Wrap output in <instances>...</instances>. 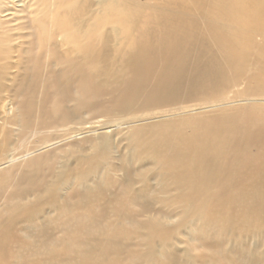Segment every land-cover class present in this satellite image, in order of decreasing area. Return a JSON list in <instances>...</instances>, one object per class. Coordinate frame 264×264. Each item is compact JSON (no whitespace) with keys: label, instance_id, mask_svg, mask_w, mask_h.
Masks as SVG:
<instances>
[{"label":"bare ground","instance_id":"obj_1","mask_svg":"<svg viewBox=\"0 0 264 264\" xmlns=\"http://www.w3.org/2000/svg\"><path fill=\"white\" fill-rule=\"evenodd\" d=\"M22 47L29 72L6 73ZM38 78L58 91L46 97L52 105L15 114L6 94L23 95ZM256 102H264V0H0V167L28 157L18 156L31 152L33 136L42 150L64 137L43 129L75 124L62 132L82 137L60 157L24 163L49 161L47 185L23 176L27 184L14 179V190L0 193V264L174 263L166 220L151 213L163 184V203L182 208V218L212 200L213 215L229 225L251 202L264 224ZM90 117L99 121L85 127ZM121 134L137 169L117 154ZM130 216L143 222L124 223ZM135 237L141 247L131 248Z\"/></svg>","mask_w":264,"mask_h":264},{"label":"rangeland","instance_id":"obj_2","mask_svg":"<svg viewBox=\"0 0 264 264\" xmlns=\"http://www.w3.org/2000/svg\"><path fill=\"white\" fill-rule=\"evenodd\" d=\"M23 47L20 49L19 53L11 54V61L8 63V67L6 69V73H14L16 70L20 72L25 70V55L22 56ZM29 64V62H28ZM30 65V64H29ZM29 72V70H25ZM44 78L49 77L47 75ZM51 79L49 77L48 81ZM41 78H38V85L36 88H30L24 91L23 95L17 93H9L6 94L10 99L13 101L14 106V113L17 114L18 108L30 109L32 114H38L41 109L49 108L52 103L46 101V97L49 94L54 92H58L55 88H51L48 86V81L46 86H40ZM19 82V81H18ZM38 88V89H37ZM74 97H76L74 95ZM23 103H29L30 105H24ZM258 103V104H257ZM22 104V105H21ZM256 108L264 109V102H256ZM73 105L72 103L70 104ZM69 105V106H70ZM74 106V105H73ZM248 107V105H247ZM205 112V110H204ZM232 113V112H231ZM207 113L200 115L205 116ZM215 114V113H213ZM212 114V115H213ZM190 116V115H189ZM99 121L98 119H94V117L86 118L85 119V127H89L92 123ZM71 125L76 126L75 124H67L64 127L60 128H53V129H43L41 133H52L56 132L58 137L64 136L59 138L53 145L47 149L36 148L38 137L41 135L38 134L33 136L28 140V148L31 152L24 153L19 155L18 157H22L23 155L26 156L29 154L28 157L25 159H21L17 163L12 165H6L0 167V175L9 173V175L4 178L0 179V193H3L6 190V193H9L14 190V184L16 180H18L22 185L27 184L22 177L28 176V180L32 177V183L36 182L38 185H47L50 182L49 172L50 170L47 169L49 165V161H45L44 164L39 166H35L30 164V167H25L24 163L27 160H30L39 156H45L46 154H50L52 157L56 153V157L62 156L61 154L67 149L66 144L71 142H76L81 136L74 135V134H64L63 132L69 130ZM73 126V127H74ZM143 126H139L141 128ZM79 128V127H78ZM60 130V131H59ZM90 130V129H89ZM87 129V131H89ZM131 130V129H130ZM46 131V132H45ZM48 131V132H47ZM63 131V132H62ZM91 131V130H90ZM89 131V132H90ZM60 135H58V134ZM61 133V134H60ZM121 134L114 140V144L118 141L122 148L118 149L117 154H123L125 156V163L134 168V164L136 161L132 157V148H128V144L130 143L131 139L126 141ZM78 138H77V137ZM72 138V139H70ZM70 141H69V140ZM74 139V140H73ZM65 140V141H64ZM60 141V142H59ZM62 141V142H61ZM121 141V142H120ZM61 147V148H60ZM36 148V149H35ZM39 151H38V150ZM126 149H128V154H125ZM1 158V157H0ZM51 158V157H50ZM49 160V159H48ZM20 162V163H19ZM47 162V163H46ZM46 163V164H45ZM47 165V168H46ZM24 169V170H23ZM58 171L57 169H55ZM225 169H221L219 172V179L222 175L225 174ZM55 171V172H56ZM16 179V180H14ZM11 180V181H10ZM14 180V181H12ZM137 182H140V179L137 178ZM162 182V180H161ZM252 182L250 180L240 182V188L244 189L248 187ZM76 185V184H75ZM164 185V184H163ZM162 185V186H163ZM162 186L159 185V190H155V202H154V209L151 211L152 215L164 217L166 221L163 220L162 226H166V239H168V254L172 255V253L176 254V259L174 258V263H172L169 259L166 261L165 264H264V224L257 221L255 218V204L251 202L245 203V214L243 217H239L234 223L226 225L222 223L220 218H217L213 215V203L212 200L206 201L202 204V210L199 213V216L196 217L197 213L185 215V218H182L180 213L183 210L182 208H178L174 210L173 208L169 207V203H163L167 199V195L164 194ZM82 189V186L76 185V190L79 191ZM212 197L216 195L218 187L217 184L212 188ZM61 193V192H60ZM64 193V192H63ZM63 197H66V193L60 194ZM3 200L0 197V202ZM238 199L235 203V207H239L241 205V200ZM170 208V209H169ZM191 216V217H189ZM157 218V220H158ZM141 217H136L134 219L130 217L123 219V222H129L131 225L134 223H142ZM128 220V221H126ZM178 220L180 222H184L186 224L180 226L178 225ZM60 234L58 232L57 236H62L65 228V224L62 223V220L57 222ZM99 224V225H98ZM102 222L95 224L96 226L92 227L95 231L98 227H100ZM135 224V225H136ZM166 224V225H165ZM172 226L174 229H172ZM172 229V232H171ZM117 241L119 243V247L121 250L125 248L126 244L123 242L124 240L118 236ZM136 238V237H135ZM126 242V241H125ZM128 245L131 248H138L141 247L139 238L136 239H128ZM135 245V247L133 246ZM127 249V246H126ZM44 258L47 256L46 251H42ZM102 252L94 249L93 255L99 256ZM70 254H68L69 257ZM66 258V256H64ZM164 256L158 257V264H162L164 262ZM71 262H77V259H72ZM65 262H57L56 264H64Z\"/></svg>","mask_w":264,"mask_h":264}]
</instances>
